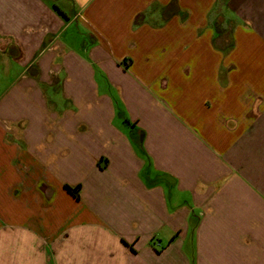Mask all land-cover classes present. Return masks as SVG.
I'll list each match as a JSON object with an SVG mask.
<instances>
[{
  "label": "crops",
  "instance_id": "crops-1",
  "mask_svg": "<svg viewBox=\"0 0 264 264\" xmlns=\"http://www.w3.org/2000/svg\"><path fill=\"white\" fill-rule=\"evenodd\" d=\"M0 264H264V0H0Z\"/></svg>",
  "mask_w": 264,
  "mask_h": 264
},
{
  "label": "trees",
  "instance_id": "trees-1",
  "mask_svg": "<svg viewBox=\"0 0 264 264\" xmlns=\"http://www.w3.org/2000/svg\"><path fill=\"white\" fill-rule=\"evenodd\" d=\"M173 6V4H172ZM149 13L151 12H143V13H140L136 18H135V21H134V26H137L140 24V21L142 20H145L147 16H149ZM65 188L68 192H70L72 195H74L77 199L80 198V190H81V185L78 184V185H75V186H71V185H68V184H65Z\"/></svg>",
  "mask_w": 264,
  "mask_h": 264
},
{
  "label": "rangeland",
  "instance_id": "rangeland-1",
  "mask_svg": "<svg viewBox=\"0 0 264 264\" xmlns=\"http://www.w3.org/2000/svg\"><path fill=\"white\" fill-rule=\"evenodd\" d=\"M120 116H117V118H116V121H120V118H119Z\"/></svg>",
  "mask_w": 264,
  "mask_h": 264
}]
</instances>
